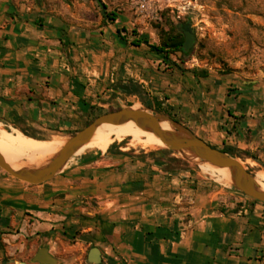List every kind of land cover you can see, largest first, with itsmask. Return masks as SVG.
<instances>
[{"label": "crops", "instance_id": "obj_1", "mask_svg": "<svg viewBox=\"0 0 264 264\" xmlns=\"http://www.w3.org/2000/svg\"><path fill=\"white\" fill-rule=\"evenodd\" d=\"M31 1L0 0V122L37 137L60 127V114L68 112L84 78L65 57L61 26ZM129 83L143 90L133 80L116 81L114 90L122 93L118 85ZM200 85L178 86L184 124L212 147L261 153L258 88L244 87L234 99ZM191 87L195 98L188 95ZM247 129L261 141L243 139ZM164 167V161L128 158L112 144L108 152L70 160L61 174L39 185L0 169V260L14 257L1 264H29L15 258L25 256L40 264L32 259L47 248L45 242L55 259L51 252L61 237L55 230L74 234L79 228L92 232L108 264H264L263 203L228 192L213 204L210 194L193 189L191 171ZM90 202L94 206L84 207Z\"/></svg>", "mask_w": 264, "mask_h": 264}, {"label": "rangeland", "instance_id": "obj_2", "mask_svg": "<svg viewBox=\"0 0 264 264\" xmlns=\"http://www.w3.org/2000/svg\"><path fill=\"white\" fill-rule=\"evenodd\" d=\"M31 3L35 9H45L52 24L61 26L65 57L71 68L80 66L77 71L84 81L78 82V89L73 91L68 112L60 114L59 128L48 127V132L40 131L43 136L37 137L31 136L30 129L22 130L25 134L20 131L26 136L39 140L66 139L102 114L135 104L145 107L137 97L115 91L118 80H133L140 84L150 111L168 117L193 134L178 113L181 105L176 104L178 86L185 83L197 81L207 92L213 86L215 92L234 99L240 97L244 87L258 88V107L264 112V0H32ZM107 14H115V20H109ZM181 25H187L195 36L188 52L170 50L158 54L148 47L160 46L166 39L174 37ZM133 40L147 44L134 46ZM74 47L77 49H72ZM193 90L189 88L188 95L195 98ZM226 113L228 117H234L233 111ZM0 128L16 130L1 122ZM243 139L258 143L262 138L251 136L247 129ZM112 144L128 158L160 160L165 162V169L191 171L194 174L193 189L206 191L213 204L228 192L258 202L238 193L231 181L222 180L215 168L199 160L165 147H155V150L130 146L128 139ZM260 146L261 153L236 146L216 149L238 159L256 179L259 173H264V144ZM94 152L97 151L79 153L72 159ZM83 205L92 207L94 203ZM55 233L61 236L58 248L51 252L55 264H92L88 261L89 251L102 248L93 241L92 232H83L82 228L74 234L60 229ZM44 246L48 248L47 242ZM103 257L97 264H108L107 255ZM13 258L4 256L1 260ZM15 258L36 264L29 256Z\"/></svg>", "mask_w": 264, "mask_h": 264}, {"label": "water", "instance_id": "obj_3", "mask_svg": "<svg viewBox=\"0 0 264 264\" xmlns=\"http://www.w3.org/2000/svg\"><path fill=\"white\" fill-rule=\"evenodd\" d=\"M179 31L183 35V50L186 53L193 46L195 36L193 30L179 27ZM128 122H132L141 130L153 134L170 151L177 152L189 159L199 160L215 169H227L232 186L238 193L264 204V191L259 189L255 177L238 159L213 148L185 127L162 114L153 113L145 107L138 109H133V107L120 108L96 117L85 128L68 138L55 156L41 167L15 169L0 154V169L14 179L26 184H42L60 174L76 155L78 149L90 141L99 127L122 125ZM164 123L169 126V130L162 128ZM32 260L40 264H55L56 262L48 255L47 248L38 250ZM101 260L99 249L92 248L88 254V261L97 264L101 263Z\"/></svg>", "mask_w": 264, "mask_h": 264}, {"label": "bare ground", "instance_id": "obj_4", "mask_svg": "<svg viewBox=\"0 0 264 264\" xmlns=\"http://www.w3.org/2000/svg\"><path fill=\"white\" fill-rule=\"evenodd\" d=\"M138 108H140L138 104L133 107V109ZM162 128L165 130L170 129L165 123L162 124ZM66 139L51 138L39 140L38 138L26 136L17 130L6 131L0 128V154L15 169L41 167L55 156L66 142ZM126 139H128L130 146H139L142 149L164 148L161 141L153 134L141 130L132 122H128L122 125H104L99 127L90 141L79 148L76 154L87 151L104 152L111 143L115 141L122 142ZM30 156H34L37 159ZM214 171L220 175L222 180L230 181V174L227 169H216ZM257 177L256 181L259 189L264 191V183L262 182L264 181V173H259Z\"/></svg>", "mask_w": 264, "mask_h": 264}, {"label": "trees", "instance_id": "obj_5", "mask_svg": "<svg viewBox=\"0 0 264 264\" xmlns=\"http://www.w3.org/2000/svg\"><path fill=\"white\" fill-rule=\"evenodd\" d=\"M107 18L109 20L114 21L115 20V14H107ZM180 27H183L184 29L189 30V27L187 25H181ZM121 39L123 40V38H121ZM183 43H184L183 35L179 31V32H176V35L174 37L168 38L165 41H163L160 46H148V47L152 51H154L158 54H165V53H167V51H170V50L181 51V52L185 53L183 50ZM141 44H147V42L146 41H139V40H133L132 41V45H134V46H140ZM202 76L204 77L205 75L202 74ZM118 89H120V91L126 96L137 97L143 106L150 109V107L146 104V102L143 99V91L139 85L134 84V83H129V84H125V85H118ZM22 133H24V132L22 131ZM213 148H215V147H213ZM109 150H110V146L107 148V152ZM221 152L227 153L226 151H223V150H221ZM118 153L122 154V152H118Z\"/></svg>", "mask_w": 264, "mask_h": 264}, {"label": "flooded vegetation", "instance_id": "obj_6", "mask_svg": "<svg viewBox=\"0 0 264 264\" xmlns=\"http://www.w3.org/2000/svg\"><path fill=\"white\" fill-rule=\"evenodd\" d=\"M190 30V29H189Z\"/></svg>", "mask_w": 264, "mask_h": 264}]
</instances>
